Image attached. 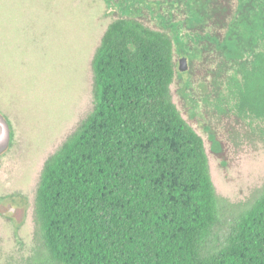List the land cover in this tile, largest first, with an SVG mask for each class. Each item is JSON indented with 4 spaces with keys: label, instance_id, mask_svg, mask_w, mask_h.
I'll return each instance as SVG.
<instances>
[{
    "label": "trees",
    "instance_id": "trees-1",
    "mask_svg": "<svg viewBox=\"0 0 264 264\" xmlns=\"http://www.w3.org/2000/svg\"><path fill=\"white\" fill-rule=\"evenodd\" d=\"M174 1L189 53L209 63L206 106L264 145V0ZM175 66L167 31L135 16L106 27L93 108L43 165L37 264H264V184L242 204L217 195L203 139L172 101Z\"/></svg>",
    "mask_w": 264,
    "mask_h": 264
},
{
    "label": "rangeland",
    "instance_id": "rangeland-1",
    "mask_svg": "<svg viewBox=\"0 0 264 264\" xmlns=\"http://www.w3.org/2000/svg\"><path fill=\"white\" fill-rule=\"evenodd\" d=\"M184 15L174 0H0V113L12 133L0 156V264L40 259L34 200L43 165L91 112V61L118 17L135 16L174 38L172 101L203 139L217 195L242 204L262 188L264 145L226 131L206 106L199 83L209 63L189 53L194 45L185 37ZM182 57L186 72L178 70Z\"/></svg>",
    "mask_w": 264,
    "mask_h": 264
},
{
    "label": "water",
    "instance_id": "water-1",
    "mask_svg": "<svg viewBox=\"0 0 264 264\" xmlns=\"http://www.w3.org/2000/svg\"><path fill=\"white\" fill-rule=\"evenodd\" d=\"M178 70L186 72L188 70L187 59L182 57L178 60ZM11 144V128L6 118L0 113V156L5 154Z\"/></svg>",
    "mask_w": 264,
    "mask_h": 264
}]
</instances>
